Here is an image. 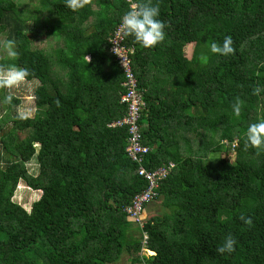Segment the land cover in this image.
Returning <instances> with one entry per match:
<instances>
[{"label":"trees","instance_id":"1","mask_svg":"<svg viewBox=\"0 0 264 264\" xmlns=\"http://www.w3.org/2000/svg\"><path fill=\"white\" fill-rule=\"evenodd\" d=\"M139 2L85 0L73 11L65 0H0V41L15 38L19 52L0 51V65L25 67V81L39 83L33 118L0 88V264H115L124 254L131 264H264V148L245 144L248 125L264 120V91L253 95L264 89V0H151L164 41L146 49L121 32L146 103L141 163L126 153L130 127L116 125L128 88L114 43ZM226 36L235 53L212 54L207 45ZM171 165L152 201L163 212L146 218L148 204L134 218L127 208L149 187L140 169ZM21 183L42 193L30 211L14 201ZM229 234L236 251L221 256Z\"/></svg>","mask_w":264,"mask_h":264},{"label":"clouds","instance_id":"2","mask_svg":"<svg viewBox=\"0 0 264 264\" xmlns=\"http://www.w3.org/2000/svg\"><path fill=\"white\" fill-rule=\"evenodd\" d=\"M85 0H65V6L73 11L84 7ZM160 7L151 3V0H140L139 3H133L128 10L121 16L119 31L124 36L131 37L135 43L146 49L155 48L162 43L166 37L165 29L167 25L159 18ZM28 15L25 13L23 16ZM29 16V15H28ZM212 54L227 57L233 55L236 51L234 41L231 36H226L222 42L212 41L207 45ZM0 51L9 58L18 57V42L15 38L0 41ZM89 59L88 56H86ZM207 59V57H203ZM31 72L25 67H20L15 63L0 65V88L11 89L21 85ZM264 89L256 87L253 89V95L259 96ZM11 97H5V101ZM241 104L239 98L233 105V113L239 116L241 113ZM245 144L257 149L264 148V120L250 123L245 130ZM152 203V202H151ZM150 203V204H151ZM246 224H251L250 219L240 217ZM237 241L230 234L225 237L223 243L216 248V252L223 256L232 254L236 251Z\"/></svg>","mask_w":264,"mask_h":264},{"label":"built area","instance_id":"3","mask_svg":"<svg viewBox=\"0 0 264 264\" xmlns=\"http://www.w3.org/2000/svg\"><path fill=\"white\" fill-rule=\"evenodd\" d=\"M122 31H120L118 37L114 40L115 52L118 54L120 64L127 75V94L123 96L122 103L128 106V115L125 119L118 122L116 125L119 127L128 126L133 133L131 144L126 147V153L129 157L138 163H141L148 153L146 147H142L140 144L141 136L138 133L137 122L141 118L143 109H146V103L143 99V93L138 89V81L132 72L130 58L124 49L120 48V42H122ZM174 165H171L168 169H160L157 173H150L145 169H140V176L148 182V189L135 197L130 207L127 208L128 212L134 216V218H142V212L146 205L150 204L155 198V189L158 188V181L166 178L172 172ZM158 177H160L158 179ZM145 248L148 244V236L145 235L143 239ZM145 249V255H149Z\"/></svg>","mask_w":264,"mask_h":264},{"label":"rangeland","instance_id":"4","mask_svg":"<svg viewBox=\"0 0 264 264\" xmlns=\"http://www.w3.org/2000/svg\"><path fill=\"white\" fill-rule=\"evenodd\" d=\"M15 1L18 3L19 7L21 8H25L31 2V0H15ZM5 39H6V34L3 35L2 41ZM38 47L42 51L47 50L51 52V47H49V44L46 41L39 43ZM1 55L4 56L2 52ZM51 58L54 61H56V57L54 56L53 53L51 54ZM54 68L57 69L56 65H54ZM38 86H39L38 82L24 81L21 85L15 88L6 89V92L4 93L6 97H10V96L16 97L20 100V104L15 107V111H17L18 115L22 117H31V118L35 116L37 111V108L35 106V90L37 89ZM3 106H4V102L0 101V114H2V110H5ZM218 156L222 158H227L231 162H234L236 159V156L234 154H230L228 156L225 153H220ZM29 167L33 175L38 174L37 173L38 165L35 163V161L30 163ZM41 194H42L41 192H36L25 186L24 183H21L14 196V201L19 205H21L27 211H30L32 209L33 204L40 200ZM153 203H154V208L156 210L151 214L150 217L160 215L163 212L160 201L158 202L156 201ZM144 213L145 211L142 212V214ZM149 255L152 256L155 255V253L150 252ZM115 264H131V262L129 260V257L124 254L123 258Z\"/></svg>","mask_w":264,"mask_h":264},{"label":"crops","instance_id":"5","mask_svg":"<svg viewBox=\"0 0 264 264\" xmlns=\"http://www.w3.org/2000/svg\"><path fill=\"white\" fill-rule=\"evenodd\" d=\"M156 209L154 208V203H152L151 205L148 206L147 208V215L146 218H149L151 216V214L155 211ZM151 218V217H150Z\"/></svg>","mask_w":264,"mask_h":264}]
</instances>
